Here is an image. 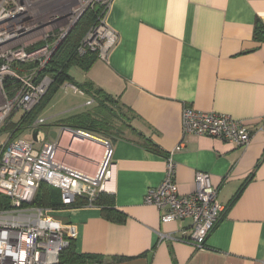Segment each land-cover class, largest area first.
Returning <instances> with one entry per match:
<instances>
[{
  "label": "crops",
  "instance_id": "crops-1",
  "mask_svg": "<svg viewBox=\"0 0 264 264\" xmlns=\"http://www.w3.org/2000/svg\"><path fill=\"white\" fill-rule=\"evenodd\" d=\"M106 22L118 35L107 57L87 69L73 65L69 74L81 86L102 88L130 114L121 136L87 131L111 144L113 176L104 192L123 218L89 202L46 208L48 214L71 228L77 252L97 256L93 264H264V130L256 131L264 121V0H112ZM74 93L88 97L81 112L97 104L88 93ZM186 107L229 114L256 132L245 147L189 134L176 150ZM68 113L39 114L42 129L48 138L58 132L61 158L94 173L100 154L73 145L66 152L72 137L60 131ZM170 156L180 193L196 189L200 171L210 173L218 191L223 210L202 248L186 241L190 219L164 222L145 203L147 191L164 180Z\"/></svg>",
  "mask_w": 264,
  "mask_h": 264
},
{
  "label": "built area",
  "instance_id": "built-area-1",
  "mask_svg": "<svg viewBox=\"0 0 264 264\" xmlns=\"http://www.w3.org/2000/svg\"><path fill=\"white\" fill-rule=\"evenodd\" d=\"M111 2L0 0V126L13 112H30L40 102L53 81L49 75L40 77L41 72L63 43L60 42L89 9L96 11L100 7L95 22L76 51L79 55L96 51L98 57H107L118 39L106 22ZM7 78L19 82L12 91L5 88ZM65 84L84 93L73 83ZM44 122L39 118L30 126L29 138L20 137L0 145V194L8 199L7 204L0 207V264H59L62 251L70 245L71 228L67 229L61 221L51 217L48 209L34 204L42 182L59 189L65 206L73 204L77 197L94 204L100 192L109 191L108 184L113 176L109 144L95 172L89 173L61 158L60 142L50 136L42 142L41 149L34 147L32 132L39 128L46 133L42 129ZM182 126L183 139L176 150L184 146L189 134L214 137L245 147L256 131L264 130V121L254 131L229 114L186 107ZM72 129L64 126L60 131L72 137L66 147L67 154L75 151L73 143L82 141V134L85 135L84 130ZM217 194L210 173L203 171L196 174L193 192L180 193L176 164L170 156L164 180L147 191L145 203L156 206L164 222L190 219L191 234L186 241L202 248L223 210Z\"/></svg>",
  "mask_w": 264,
  "mask_h": 264
},
{
  "label": "trees",
  "instance_id": "trees-1",
  "mask_svg": "<svg viewBox=\"0 0 264 264\" xmlns=\"http://www.w3.org/2000/svg\"><path fill=\"white\" fill-rule=\"evenodd\" d=\"M99 10L100 7L97 8L96 11L95 9H89L85 12L41 72L40 77L49 75L52 77L53 81L40 102L30 112H25L21 121L18 123L13 121L14 114L8 117L1 132L13 133L10 139L14 138L15 134L23 128L29 130L43 107L52 98L53 93L65 82H72L79 89L94 96L97 100V104L93 108L66 117L63 120L66 126L77 130L92 132L103 137L123 135V128L127 125L128 120L126 119L127 115H123L124 117L122 116V111L119 109L123 110L124 108L118 105L117 100L106 93L102 88L95 87L92 83H87L84 86L77 84L72 80L69 74V68L71 66L77 65L82 69H87L98 58V53L95 51H87L84 55H79L76 48L88 29L95 22ZM259 25L260 27H264L263 23ZM18 84V80L11 78H7L4 82L5 88L9 91H12ZM45 126L46 125H43L42 127ZM146 145L151 147L155 146L150 139L146 141ZM7 202L8 199L6 196L0 194V207H2L3 204H7ZM94 203L103 207L106 216L117 220L123 218L122 214L114 208L113 195L100 192ZM34 204L44 208H61L64 206L62 204L59 189L46 182L40 184L34 199ZM84 204H87V199L78 197L71 206L77 207ZM94 262H99L97 261V256L77 252L74 241H71L68 248L62 251L59 264H93Z\"/></svg>",
  "mask_w": 264,
  "mask_h": 264
},
{
  "label": "rangeland",
  "instance_id": "rangeland-1",
  "mask_svg": "<svg viewBox=\"0 0 264 264\" xmlns=\"http://www.w3.org/2000/svg\"><path fill=\"white\" fill-rule=\"evenodd\" d=\"M85 14V13H84ZM96 52V51H95ZM74 67H72L70 69V73L73 72ZM88 99L87 96H83L81 94L78 93H74V91L71 88H63V87H59L52 96V99L43 107V109L41 110L40 114L41 116H43L44 118L46 117H51L54 114H62L65 113L66 111H69V115H73L75 113L81 112L82 110H85V108H87V105H84V103L86 102V100ZM77 104H83V107L79 108V107H75ZM90 108V107H89ZM93 108V107H92ZM119 109V108H117ZM122 111V116L127 114L126 119L130 121V114L126 109H119ZM12 114H14L15 116L13 117V121L15 123H18L21 121L22 116L25 114L24 111H20V112H13ZM11 114V115H12ZM10 117V116H9ZM124 117V116H123ZM41 118L40 116L37 117V119ZM42 118V119H44ZM35 119L33 121V123L37 120ZM8 120V119H7ZM6 120V121H7ZM45 120V119H44ZM51 120V119H50ZM6 121L4 122V124L6 123ZM118 121V120H117ZM52 122V121H50ZM32 123V124H33ZM45 123V122H44ZM120 123V122H118ZM1 125L0 126V145L4 144L6 142L9 141L10 136H12L13 133H9V132H1L2 127L4 126ZM47 130V129H46ZM20 137H25V138H29L30 137V131L27 129H21L20 131H18L15 134V137L10 139V140H14ZM108 138H113L112 136H108ZM109 141V140H107ZM79 142V143H78ZM88 143V142H87ZM82 144L81 141H77L76 143L73 144L74 147H79L82 148V150L84 152H86L87 154H91V153H97V155H101V157L103 156V154L105 153L106 148H97L96 145L94 144ZM43 146L42 142H35L34 143V147L36 149H41ZM95 150V152L93 151ZM98 150V152H97ZM93 151V152H92ZM61 155H63L62 153H60ZM49 184V183H48ZM52 186V185H51ZM54 187V186H53ZM99 195V194H98ZM97 195V196H98ZM78 198V197H77ZM84 198V197H83ZM63 204V203H62ZM72 205V204H71ZM65 206V205H64ZM48 213L50 211H47Z\"/></svg>",
  "mask_w": 264,
  "mask_h": 264
},
{
  "label": "water",
  "instance_id": "water-1",
  "mask_svg": "<svg viewBox=\"0 0 264 264\" xmlns=\"http://www.w3.org/2000/svg\"><path fill=\"white\" fill-rule=\"evenodd\" d=\"M62 42H63V40L60 42V44H61ZM60 44H59V45H60ZM59 45H58V47H59ZM58 47H57V48H58ZM72 130H74V131H76V132H80V131L77 130V129H72ZM82 133H85V136H87L88 138H91V139H94V140H99V141L104 142V143L106 142V143L109 144V146L111 145L109 141H106V140H104V139H102V138H100V137H97V136L93 135V134L87 133V132H85V131H83ZM82 133H81V134H82ZM57 134H58V132H56V131L51 132V133H50V137H51L52 139H56ZM82 136H83V134H82ZM32 138H33V140L36 141V142H43V141L46 139V133H45L44 131L40 130L39 128H36V129H34L33 132H32Z\"/></svg>",
  "mask_w": 264,
  "mask_h": 264
},
{
  "label": "bare ground",
  "instance_id": "bare-ground-1",
  "mask_svg": "<svg viewBox=\"0 0 264 264\" xmlns=\"http://www.w3.org/2000/svg\"><path fill=\"white\" fill-rule=\"evenodd\" d=\"M82 139H85V140H86V139H88V137L85 136V135H83ZM105 143H106V142H105ZM107 146H108V144H107ZM107 146H106V147H107ZM106 151H107V148H106L105 153H104L105 155L103 154V156H106Z\"/></svg>",
  "mask_w": 264,
  "mask_h": 264
}]
</instances>
